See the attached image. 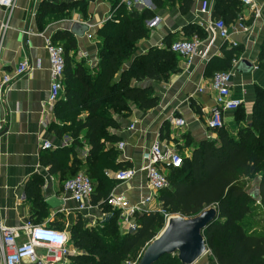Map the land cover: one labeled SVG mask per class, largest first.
I'll return each mask as SVG.
<instances>
[{"label":"trees","instance_id":"obj_1","mask_svg":"<svg viewBox=\"0 0 264 264\" xmlns=\"http://www.w3.org/2000/svg\"><path fill=\"white\" fill-rule=\"evenodd\" d=\"M149 1L155 10L128 11L120 7L98 30V63L94 68L86 60H78L72 33L58 32L51 38L53 45L62 44L65 71L63 95L53 108L55 122L50 131L59 141L68 138L70 145L53 151L43 161L65 183L79 173L88 176L94 186L93 205L105 212L110 210L106 202L111 191L120 183L107 178L105 172L132 168L127 163H117L116 146L120 141L112 134L120 129L117 117L128 116L132 107L147 112L158 105L151 88L133 83L167 82L179 73L181 57L171 51V39H166L163 47L137 55L138 45L150 36L146 22L157 11L175 6L185 16L196 0ZM243 8L239 0H216L212 18L230 26L238 20ZM54 9L47 4L40 7L37 18L41 30L50 18L62 17L60 9ZM192 37L191 33L186 39ZM241 53L238 48L231 49L224 60L211 63L208 72L211 79L216 73L229 72ZM260 67L264 70V46ZM256 95L250 121H246L243 108L235 112L237 122L243 123L237 138L223 126L213 132L216 139L193 144L190 158L184 157L180 168L168 169L169 187L157 197L168 217L190 219L216 209L218 219L203 232L211 264H264V92L257 91ZM168 135L166 129L161 138L167 139ZM84 146L88 152L80 159L76 150ZM257 177L260 184L256 197L249 193L247 181ZM32 198L36 205L40 204L38 190ZM119 218L116 213L102 227L93 229L78 219L70 230L69 242L82 255L70 256L72 264H126L130 258L142 256L167 222L158 211L143 212L136 220L137 231L125 234ZM156 264L182 263L177 255H166Z\"/></svg>","mask_w":264,"mask_h":264},{"label":"crops","instance_id":"obj_2","mask_svg":"<svg viewBox=\"0 0 264 264\" xmlns=\"http://www.w3.org/2000/svg\"><path fill=\"white\" fill-rule=\"evenodd\" d=\"M203 3L208 4L213 19L216 0H196L185 16L180 15L177 6L157 11L148 28L149 38L138 45L137 55H144L152 48L163 47L166 39H171L172 45L188 38L191 33L193 36L199 34L203 41L201 55L191 67L186 68L185 60L180 58L179 73L172 75L167 82L146 80L133 83L140 88L152 89L153 97L158 100L156 108L142 112L132 107L128 116L117 117L120 129L112 134L119 138V143L125 144L124 151H118L117 163H127L139 172L131 181L115 186L110 195L122 196L132 205L140 206L142 200L152 196L147 175L140 171L142 154L152 145L160 143L182 157L190 158L193 144L207 141L208 137L216 139V135L207 129L214 107L208 72L211 63L224 60L231 51L230 43H237L238 49L242 50L229 72L232 73V96L243 101L247 122L257 101V91L264 92V70L260 67L264 46V0H255L259 17L251 9L243 8L241 15L250 31L242 33L230 29L229 42L206 31L209 17L200 13ZM44 4L52 6L53 10L60 9L62 17L60 20L50 18L41 30L37 16ZM151 10H155L153 6ZM115 11L112 0H18L6 35L1 65L3 71L12 72L21 62L28 61L35 70L17 79L0 104V221L5 226L19 229L30 223L70 235L78 219L89 228L90 217L101 215L99 209H93L89 214L79 212L77 204L64 191L65 181L60 175L52 174L43 161L53 151L70 145L68 138L59 141L50 131L55 117L53 108L47 106L51 76L46 41L58 32L72 33L77 42L78 60H86L90 68H94L98 63L96 34ZM65 15H69L68 18H64ZM4 19L5 11L0 9V24ZM199 88H205V91L199 94ZM173 118L183 119L186 127H172ZM223 120L225 129L236 139L243 123H238L236 113L231 112L225 113ZM166 129L168 138L162 139ZM45 143H50L52 149L44 150ZM87 152L86 146L76 150L80 159H84ZM259 184V177L248 180L249 193L257 197ZM37 190L41 202L36 205L32 194ZM53 197L62 200L64 205L57 209L48 206L46 201Z\"/></svg>","mask_w":264,"mask_h":264},{"label":"built area","instance_id":"obj_3","mask_svg":"<svg viewBox=\"0 0 264 264\" xmlns=\"http://www.w3.org/2000/svg\"><path fill=\"white\" fill-rule=\"evenodd\" d=\"M89 1V0H79ZM116 5V10L125 7L128 11L151 10L148 0H112ZM243 7L249 8L260 16V11L256 7L255 0H239ZM18 0H0V9L5 11V19L0 24V104H2L6 94L11 89L13 83L35 70L28 62H21L12 72H5L2 69V52L4 49L5 39L10 29V21L13 13L17 8ZM200 13L209 17L205 29L215 33L221 40H230V29L235 31L248 33L250 28L247 26L246 19L240 15L233 25L227 26L223 20L211 19V11L208 4L203 3ZM110 16L108 20L112 19ZM153 20L147 21L146 26L149 28L153 24ZM204 28V24H201ZM203 41L198 36L191 39L179 40L174 42L170 49L177 53L185 60L186 68H190L194 60L201 55ZM231 49L238 48L237 43H230ZM46 49L49 55L51 85L47 106L54 108L55 104L61 100L63 95V81L65 71L64 49L59 45H53L51 40L46 41ZM236 61H233L235 64ZM37 69V68H36ZM205 88H199L198 93L201 94ZM232 73L222 72L216 73L209 82V92L214 101V107L210 112L207 121V129L212 133L223 128V116L227 112L235 113L243 107V101L232 96ZM171 126L176 129L186 127V122L180 118H173ZM134 127H131L133 129ZM0 127V135H1ZM209 140H214L208 137ZM68 141H70L68 139ZM119 152L125 149L124 143L117 146ZM44 150H51L52 145L45 143ZM1 156V146H0ZM143 166L140 171L147 175L148 189L152 194L151 197L141 201L140 206L132 205L122 196L110 195L106 204L109 211H102L98 206L93 205L94 186L88 176L79 174L75 178L64 184V191L69 198L77 204L79 212L89 214L93 209H99L101 215L99 217H90V227H102L108 220L119 213V226L122 233L132 234L138 229L137 217L143 212L158 211L165 216L168 221L170 217L161 209V205L157 200L158 194L169 187L167 178L169 168H180L183 164L182 156L174 149L168 148L155 143L151 148L142 154ZM139 171L134 168L112 173L105 172V176L120 183H126L134 179ZM68 235L59 232L53 228L43 225H32L27 223L19 229L5 226L0 221V255L2 264H68L71 252L68 248ZM128 264V263H127Z\"/></svg>","mask_w":264,"mask_h":264},{"label":"water","instance_id":"obj_4","mask_svg":"<svg viewBox=\"0 0 264 264\" xmlns=\"http://www.w3.org/2000/svg\"><path fill=\"white\" fill-rule=\"evenodd\" d=\"M46 204L57 209L64 202L53 197ZM217 219L218 213L214 208L190 219L170 217L160 235L146 247L138 264H156L166 255H177L182 264H196L209 253L203 232Z\"/></svg>","mask_w":264,"mask_h":264},{"label":"rangeland","instance_id":"obj_5","mask_svg":"<svg viewBox=\"0 0 264 264\" xmlns=\"http://www.w3.org/2000/svg\"><path fill=\"white\" fill-rule=\"evenodd\" d=\"M62 46V44H60ZM184 159V157H183ZM79 174H83V173H79ZM93 229V228H92ZM68 239L70 240V236L68 235ZM68 248L71 252V255L70 256H77V255H82V253L80 251H78L77 249H75L72 245V243L69 242L68 244ZM139 256H134L132 258H130L127 263L128 264H138L139 262ZM126 263V264H127ZM68 264H72V262L69 260L68 261ZM196 264H211V261H210V254L207 253L202 259H200Z\"/></svg>","mask_w":264,"mask_h":264}]
</instances>
